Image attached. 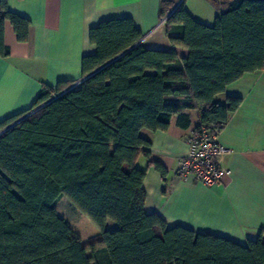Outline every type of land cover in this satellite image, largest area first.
Returning <instances> with one entry per match:
<instances>
[{
    "label": "trees",
    "instance_id": "1",
    "mask_svg": "<svg viewBox=\"0 0 264 264\" xmlns=\"http://www.w3.org/2000/svg\"><path fill=\"white\" fill-rule=\"evenodd\" d=\"M208 1L220 11L211 27L183 3L165 21L187 56L144 47L129 18L102 21L89 30L96 52L82 58L83 75L125 54L69 90V81L44 88L29 110L0 122L1 131L60 94L0 134V264H264V228L240 245L144 211L138 159L149 142L140 131H167L172 117L187 129L190 109L196 127L220 130L241 97H215L264 69V0ZM6 22L19 42L29 35L30 21L0 0V58L9 55ZM61 197L98 229L90 248L57 213Z\"/></svg>",
    "mask_w": 264,
    "mask_h": 264
},
{
    "label": "crops",
    "instance_id": "2",
    "mask_svg": "<svg viewBox=\"0 0 264 264\" xmlns=\"http://www.w3.org/2000/svg\"><path fill=\"white\" fill-rule=\"evenodd\" d=\"M183 3L198 23L211 27L220 11L208 0H7L10 11L30 21L26 42H19L9 22L4 25V44L9 55L0 58V122L29 110L44 88L59 82L76 83L84 75L82 58L95 54L90 28L111 19L129 18L142 34L140 42L153 50L175 51L185 57L188 49L169 39L162 18ZM241 97L218 132L220 144L229 148L222 166L231 170L214 186L177 171L187 150V140L198 123L182 129L171 118L167 131L142 129L149 142V156H141L144 211L156 213L167 227L183 226L195 232L223 236L246 245L264 228V69L245 73L215 97ZM151 161L160 163L165 175ZM113 226V224H109Z\"/></svg>",
    "mask_w": 264,
    "mask_h": 264
},
{
    "label": "built area",
    "instance_id": "3",
    "mask_svg": "<svg viewBox=\"0 0 264 264\" xmlns=\"http://www.w3.org/2000/svg\"><path fill=\"white\" fill-rule=\"evenodd\" d=\"M167 17L162 18L160 24L165 23ZM33 112L30 111V114ZM218 132L203 125L193 130L187 140L186 153L178 162L177 171L180 175L191 174L196 181L206 186H214L230 175L231 170L222 166L221 160L231 150L219 143Z\"/></svg>",
    "mask_w": 264,
    "mask_h": 264
},
{
    "label": "rangeland",
    "instance_id": "4",
    "mask_svg": "<svg viewBox=\"0 0 264 264\" xmlns=\"http://www.w3.org/2000/svg\"><path fill=\"white\" fill-rule=\"evenodd\" d=\"M190 114L191 120L196 122L197 110L190 109L187 110ZM57 213L63 217L71 228L79 235L81 238V243L84 247L90 248L87 240L91 236L98 233L96 226L84 215H82L73 205L65 198L61 197L56 205ZM87 254H90L88 250Z\"/></svg>",
    "mask_w": 264,
    "mask_h": 264
},
{
    "label": "water",
    "instance_id": "5",
    "mask_svg": "<svg viewBox=\"0 0 264 264\" xmlns=\"http://www.w3.org/2000/svg\"><path fill=\"white\" fill-rule=\"evenodd\" d=\"M169 16V14L167 15ZM128 50L122 52L121 54H119L118 56L114 57L113 59H111L110 61H108L107 63H105L104 65L100 66L99 68H97L96 70L92 71L91 73H89L88 75L84 76L80 81L72 84L71 86H69L66 90L71 89L72 87L76 86V84H79L81 82H83L84 80H86L87 78H89L90 76H92L93 74H95L96 72H98L100 69H102L103 67H105L106 65L110 64L111 62L115 61L116 59H118L119 57H121L123 54H125ZM60 94H56L54 96H52L49 100H47L46 102H44L43 104H41L40 106L36 107L34 109H40L41 107L47 105L49 102H51L52 100H54L55 98H57ZM33 111V110H32ZM30 114L27 113L26 115L22 116L21 118H19L18 120H16L14 123L10 124L9 126L5 127L3 130L0 131V134L3 133L4 131H6L7 129H9L10 127H12L13 125H15L16 123H18L19 121H21L24 117L28 116Z\"/></svg>",
    "mask_w": 264,
    "mask_h": 264
}]
</instances>
